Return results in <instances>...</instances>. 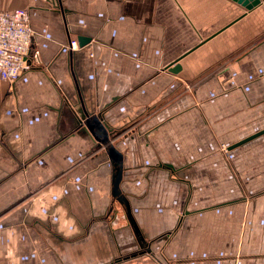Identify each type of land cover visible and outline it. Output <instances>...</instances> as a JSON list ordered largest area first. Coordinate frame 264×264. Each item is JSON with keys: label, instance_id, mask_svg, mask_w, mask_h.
<instances>
[{"label": "crops", "instance_id": "0c3cea01", "mask_svg": "<svg viewBox=\"0 0 264 264\" xmlns=\"http://www.w3.org/2000/svg\"><path fill=\"white\" fill-rule=\"evenodd\" d=\"M0 8L35 33L0 78V264H264V1Z\"/></svg>", "mask_w": 264, "mask_h": 264}, {"label": "built area", "instance_id": "2783aa9c", "mask_svg": "<svg viewBox=\"0 0 264 264\" xmlns=\"http://www.w3.org/2000/svg\"><path fill=\"white\" fill-rule=\"evenodd\" d=\"M29 11L24 8L4 10L0 8V78L12 90L21 74L31 68L27 60L35 35L29 20ZM69 50L79 48L77 40H71ZM223 146L227 153L229 149Z\"/></svg>", "mask_w": 264, "mask_h": 264}, {"label": "water", "instance_id": "95a60500", "mask_svg": "<svg viewBox=\"0 0 264 264\" xmlns=\"http://www.w3.org/2000/svg\"><path fill=\"white\" fill-rule=\"evenodd\" d=\"M262 1H264V0H239V2H241V3H242L247 9H249V10L253 9L254 7L259 6V5L262 3ZM89 41H91L90 38L80 37V38H79V46H80V47H83V46H85ZM179 65H180V64H177V66H176L177 68H175L176 70L180 68ZM93 124H94V125H93ZM93 124H92L91 121H89V120L87 121V126H88V128L92 129V128L95 126V124H96V125H97V124L99 125V120H94V121H93ZM103 129H104L105 132H107L105 128H103ZM263 133H264V130H262V131H260V132H258V133H256V134H254V135H252V136L246 138L245 140L241 141L240 144L243 143V142H246V141H248V140H250V139H252V138H254V137H256V136H259V135H261V134H263ZM110 152L112 153V156H113L115 159H121V156H120V155H119V156L117 155L115 149L111 148V149H110ZM121 178H122V171L118 172L117 177H116V179H115V183H114V194H115V195H118V194H119V186H120ZM124 202H125V204H126L128 210L130 211V204H129V202H128L126 199H124Z\"/></svg>", "mask_w": 264, "mask_h": 264}, {"label": "rangeland", "instance_id": "374dc122", "mask_svg": "<svg viewBox=\"0 0 264 264\" xmlns=\"http://www.w3.org/2000/svg\"><path fill=\"white\" fill-rule=\"evenodd\" d=\"M143 142L145 141V138L142 140ZM223 146H226V145H224V144H221V148H223ZM226 148H228L227 146H226ZM228 150V149H227ZM223 151V150H222ZM224 153H225V151H223ZM227 156L229 155V151H227V153H225Z\"/></svg>", "mask_w": 264, "mask_h": 264}]
</instances>
